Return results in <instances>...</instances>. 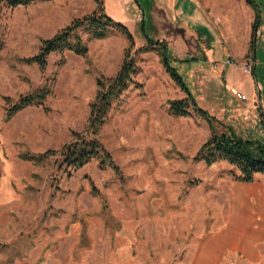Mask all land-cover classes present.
I'll use <instances>...</instances> for the list:
<instances>
[{"label":"rangeland","instance_id":"374dc122","mask_svg":"<svg viewBox=\"0 0 264 264\" xmlns=\"http://www.w3.org/2000/svg\"><path fill=\"white\" fill-rule=\"evenodd\" d=\"M182 1L102 0L105 12L132 33L133 51L145 44L143 18L146 33L168 45L190 95L215 117L218 132L231 126L244 138L264 140V27L252 58L249 44L246 54H234L220 19H207L223 37L216 34L214 47L206 38L205 50L206 32L198 24L208 9H199L194 22L178 16ZM254 1L264 24V0ZM95 7L93 0L16 7L0 1V264H264V173L242 182L225 160L205 165L193 159L210 127L192 112L169 113L168 102L186 93L155 50L134 55L136 84L112 105L99 130L120 174L100 169L96 160L68 174L55 165L56 153L39 164L19 156L58 150L82 132L96 79L118 71L128 45L118 32L87 40L80 31L85 56L52 52L44 68L23 60ZM191 55L200 61L187 62ZM245 64L252 65L250 73L243 72ZM44 84L52 91L43 105L6 118L9 104ZM231 88L246 99H236Z\"/></svg>","mask_w":264,"mask_h":264},{"label":"trees","instance_id":"16d2710c","mask_svg":"<svg viewBox=\"0 0 264 264\" xmlns=\"http://www.w3.org/2000/svg\"><path fill=\"white\" fill-rule=\"evenodd\" d=\"M10 7L30 4L36 0H0ZM96 7L88 14L74 18L66 26L60 28L53 36L43 39L36 54L25 57L27 63H35L40 68L46 65V58L51 52L71 51L80 56H85L88 51L87 40L102 39L112 32L122 34L128 45L122 63L113 77L97 78V91L93 100L89 103V116L86 128L82 132H73V139L63 144L58 150L47 149L36 154L20 153L22 159L42 163L49 156L57 154L54 160L58 168L66 173L76 170L91 160L98 162L100 169L111 168L116 174H120L111 152L99 139V130L112 105L120 100V96L130 85L136 84L134 76L139 72L134 55L138 52L155 50L160 57L164 70L174 83L186 93V97L172 99L168 102V111L174 116H187L191 112L203 118L210 127V136L200 145L193 156L194 160L202 161L205 165H211L219 160H225L238 171L237 179L242 182H250L256 173H264V140L238 135L231 126L218 132L214 127L216 121L213 115L196 104L194 97L190 95L188 85L175 62L169 55L168 45L163 41H155L146 33V20L141 19L139 30L144 36L145 44L138 49L134 48V39L128 27L120 21L109 16L104 9L102 0H93ZM254 11V21L251 27L250 49L255 48L256 32L260 26V9L254 0H246ZM80 31L87 34L84 40ZM195 62V58H188ZM139 86V85H137ZM52 89L49 84L37 87L20 95L9 104L6 110V118L12 117L18 111L31 105H43ZM10 102L8 97H3Z\"/></svg>","mask_w":264,"mask_h":264},{"label":"crops","instance_id":"0c3cea01","mask_svg":"<svg viewBox=\"0 0 264 264\" xmlns=\"http://www.w3.org/2000/svg\"><path fill=\"white\" fill-rule=\"evenodd\" d=\"M187 1L188 0H184L181 2L180 8H178V12H177L178 16L179 15L186 16L188 19H190V17L192 16L195 22L196 18L197 19L200 18L201 13L199 11L201 10L202 12H205V10L208 9V14L207 15L204 14L203 16H201L203 17V21H200L198 24V25L203 26L201 27L203 30L202 33L204 34V32H206L205 34L206 36L203 37V39L205 40V45H204L205 50L209 49L208 48L209 44L207 43L206 38H208L213 43L212 47H214L215 43H217L218 41L216 34H218L220 37H223L222 32H217V31L214 32L215 29L213 27L215 26L212 27L213 23H211L210 20H207L213 17H217L220 19L221 25L224 27V32L227 36V41L230 42L234 54H237L238 56H241V55L243 56V54H246L248 50L247 45L249 44V50H251V57L254 58L255 48L253 50L250 49V37H251V27L254 21L255 11L253 7L246 2V0H201L200 3H198L197 0H192L191 2L190 1L187 2ZM188 4L190 6V12H189V9H187V7H189ZM177 5L178 3L175 4V6ZM118 8L121 9L122 7H118ZM262 16L263 14L260 13V22H261L260 26L264 27V24L262 22ZM259 27H258V30H260ZM181 37H182L181 39H183V36ZM257 38L258 36H256L255 42H257ZM200 51L203 55L201 48H200ZM205 55L206 54L203 55L204 56L203 58H205ZM190 58H195L196 60L195 62L200 61L196 56L191 55ZM255 70L256 68H255V62H254L253 69H252L253 75L252 76L248 75V77L250 78L251 84H252V81L254 82V73L256 72ZM260 75L264 77V69L260 71ZM230 78H231V81L234 84H236V81L234 80V78L232 77ZM256 83L258 82L256 81ZM258 88L261 89L262 87H258ZM262 90H264V88H262ZM253 91H254V88L252 85L251 91L248 95L252 96ZM14 264H21V263H19L16 260Z\"/></svg>","mask_w":264,"mask_h":264},{"label":"built area","instance_id":"2783aa9c","mask_svg":"<svg viewBox=\"0 0 264 264\" xmlns=\"http://www.w3.org/2000/svg\"><path fill=\"white\" fill-rule=\"evenodd\" d=\"M251 64H245L242 67V70L244 73H250V69H251ZM231 93L233 94V96L238 99V100H245L246 99V95L243 94L240 90L235 89V88H231Z\"/></svg>","mask_w":264,"mask_h":264}]
</instances>
